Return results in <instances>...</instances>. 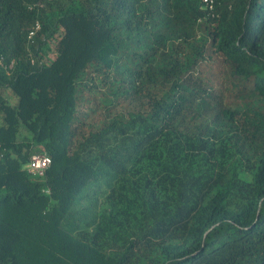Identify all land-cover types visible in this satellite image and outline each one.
Returning a JSON list of instances; mask_svg holds the SVG:
<instances>
[{
    "label": "trees",
    "instance_id": "16d2710c",
    "mask_svg": "<svg viewBox=\"0 0 264 264\" xmlns=\"http://www.w3.org/2000/svg\"><path fill=\"white\" fill-rule=\"evenodd\" d=\"M211 1L0 0V264H264V0Z\"/></svg>",
    "mask_w": 264,
    "mask_h": 264
},
{
    "label": "built area",
    "instance_id": "2783aa9c",
    "mask_svg": "<svg viewBox=\"0 0 264 264\" xmlns=\"http://www.w3.org/2000/svg\"><path fill=\"white\" fill-rule=\"evenodd\" d=\"M203 2L209 10L212 9L211 0H203ZM37 30H39L38 24H36L33 30L29 32L28 38L31 39ZM0 65H1V61H0ZM1 158H2V154H0V159ZM50 163H51V159L45 152L35 153L31 155L28 163L25 166V170L27 174L31 176L43 177Z\"/></svg>",
    "mask_w": 264,
    "mask_h": 264
},
{
    "label": "rangeland",
    "instance_id": "374dc122",
    "mask_svg": "<svg viewBox=\"0 0 264 264\" xmlns=\"http://www.w3.org/2000/svg\"><path fill=\"white\" fill-rule=\"evenodd\" d=\"M4 96H5V98L7 99L8 103L10 105H15L16 104L17 98H16V96L14 95V93L10 89H6L4 91ZM1 125H2V119H1V116H0V126Z\"/></svg>",
    "mask_w": 264,
    "mask_h": 264
}]
</instances>
